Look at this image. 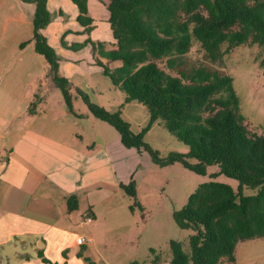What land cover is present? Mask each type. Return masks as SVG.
Here are the masks:
<instances>
[{
  "label": "trees",
  "instance_id": "16d2710c",
  "mask_svg": "<svg viewBox=\"0 0 264 264\" xmlns=\"http://www.w3.org/2000/svg\"><path fill=\"white\" fill-rule=\"evenodd\" d=\"M22 1L35 4L34 49L46 59L53 81L72 110L71 81L60 75L61 58L44 34L53 19L48 0ZM72 1L79 9V23L90 34L94 19L88 0ZM105 1L114 48L90 38L68 45L63 37L62 42L73 50L91 43L103 74L126 93V102L137 100L147 107L149 121L136 132L120 109L110 111L88 93L79 90V94L95 117L115 127L125 147L148 152L159 166L182 163L202 175L210 166L218 168L213 179L200 184L174 212L179 227L192 233L188 247L181 240H171V264H222L224 260L236 264L240 242L264 238V132L249 128L230 73L208 65L189 68L184 56L195 41L211 61L241 45L256 44L262 48L260 64L264 66V0ZM114 62L120 64L110 65ZM36 105L32 102L28 113H34ZM155 122L188 145L189 151L162 156L145 140ZM221 174L238 180V187L217 180ZM121 187L135 200L131 209L141 207L135 179ZM67 205L69 212L77 210V197H69ZM38 254L51 262L43 251ZM159 261L157 256L154 264Z\"/></svg>",
  "mask_w": 264,
  "mask_h": 264
},
{
  "label": "crops",
  "instance_id": "0c3cea01",
  "mask_svg": "<svg viewBox=\"0 0 264 264\" xmlns=\"http://www.w3.org/2000/svg\"><path fill=\"white\" fill-rule=\"evenodd\" d=\"M47 5L53 19L44 34L61 58L60 75L78 92L75 78L103 72V67L96 62L91 43L73 50L62 38L68 45L90 38L114 48L110 12L105 0H88L94 19L88 34L72 0H48ZM35 8L32 2L0 0V264H51L39 251L52 264H86L81 248L88 247L76 242L79 234L71 236L70 220L77 211L85 213L83 219L96 218L97 207L110 202L123 189L121 183L127 184L129 172L125 174L123 160L114 154L124 145L121 139L111 140L96 150L95 142L78 129L82 121L76 112L45 117L35 108L28 113L34 101L47 105L44 96L58 88L46 59L34 49ZM83 85L95 87L90 82ZM72 196L79 207L69 212L67 199ZM11 255L18 259L11 260ZM236 257V264H264V238L240 242Z\"/></svg>",
  "mask_w": 264,
  "mask_h": 264
},
{
  "label": "rangeland",
  "instance_id": "374dc122",
  "mask_svg": "<svg viewBox=\"0 0 264 264\" xmlns=\"http://www.w3.org/2000/svg\"><path fill=\"white\" fill-rule=\"evenodd\" d=\"M261 54L262 48L256 44L241 45L217 61H211L201 45L195 41L191 51L184 56V61L189 68L208 65L222 73H230L241 98L242 111L247 117L249 128L264 132V66L260 64ZM86 61L84 59L83 62ZM84 82L93 83L98 87L97 89L86 87L83 85ZM74 85L88 93L92 101L105 106L108 110L120 109L122 116L131 123L134 131L138 132L147 125L149 121L147 107L137 100L126 102V93L116 88L101 70L88 73L87 77L75 78ZM71 91L74 94L72 110L59 88L57 93L50 92L47 98L44 96L48 104L38 103L36 110L45 117L57 113L64 114L63 117L65 113H78L82 125L77 127L89 142H95L96 150L105 142L119 141V133L115 127L95 117L84 100L78 96L76 88H72ZM145 140L153 148L158 149L162 156H167L173 151L180 153L189 151L188 145L178 140L158 122H155L147 132ZM114 154L123 160L125 174L129 172V180L126 182L128 183L132 177L135 179L137 198L141 207L135 205L132 210L134 198L121 189L114 193L110 202L106 201L97 207L99 214L92 218V221H87L88 216L83 219L85 213L77 211L78 214L70 220L73 231L71 236L79 234L87 240L85 243L88 250L84 251L85 246L81 248V252H84L82 256L85 257L82 258L83 262L130 264L137 261L139 264H154L156 257L160 256L159 264H171V240H181L188 247L192 233L190 229L179 227L174 212L186 204L200 184L213 179L212 174L218 168L210 166L207 174L202 175L187 169L182 163L161 167L153 162L148 152L144 150L139 152L135 148L124 146L120 152L115 150ZM216 179L235 188L239 184L238 180L224 174L217 176ZM11 256H13L11 260L18 259L15 255ZM222 264L228 262L224 260Z\"/></svg>",
  "mask_w": 264,
  "mask_h": 264
},
{
  "label": "built area",
  "instance_id": "2783aa9c",
  "mask_svg": "<svg viewBox=\"0 0 264 264\" xmlns=\"http://www.w3.org/2000/svg\"><path fill=\"white\" fill-rule=\"evenodd\" d=\"M86 219H87V221L93 220L91 216L86 217ZM86 241H87L86 238L82 235H78L76 238V242L79 244H84Z\"/></svg>",
  "mask_w": 264,
  "mask_h": 264
}]
</instances>
